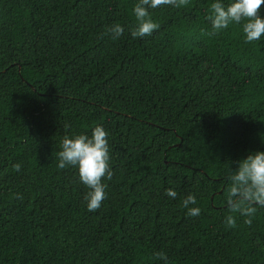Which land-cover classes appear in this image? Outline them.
<instances>
[{"label": "trees", "instance_id": "1", "mask_svg": "<svg viewBox=\"0 0 264 264\" xmlns=\"http://www.w3.org/2000/svg\"><path fill=\"white\" fill-rule=\"evenodd\" d=\"M136 2L0 0V264H264V208L225 223L231 162L264 151V42L211 35V0L153 10L134 39ZM97 125L113 175L89 212L56 153Z\"/></svg>", "mask_w": 264, "mask_h": 264}, {"label": "clouds", "instance_id": "2", "mask_svg": "<svg viewBox=\"0 0 264 264\" xmlns=\"http://www.w3.org/2000/svg\"><path fill=\"white\" fill-rule=\"evenodd\" d=\"M188 0H137L132 8L135 22L129 33L132 38L150 36L159 28L153 18V10L161 6L180 7ZM264 0H211L206 20L211 26V35H218L230 26H239L242 40L245 44L264 42V13H261ZM113 39H118L125 32V26L113 23L107 30ZM109 133L102 125L91 130V135L77 134L64 135L56 153L57 167L65 169L74 167L77 170L79 181L88 189L84 195L87 211L95 212L100 209L106 199L107 184L104 180H111L113 172L110 167ZM227 180L226 204L229 215L225 223L229 228H235L236 218L232 213H239L246 217L245 223L251 225L257 208H264V151H249L239 160L231 162ZM14 168L19 170L20 164ZM166 195L172 199L177 192L166 189ZM197 205L194 194L186 195L181 206L187 209V215L198 217L201 208ZM156 257L168 264L167 255L156 253Z\"/></svg>", "mask_w": 264, "mask_h": 264}]
</instances>
